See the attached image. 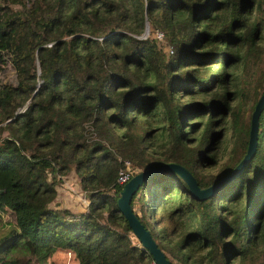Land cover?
<instances>
[{
  "label": "trees",
  "instance_id": "obj_1",
  "mask_svg": "<svg viewBox=\"0 0 264 264\" xmlns=\"http://www.w3.org/2000/svg\"><path fill=\"white\" fill-rule=\"evenodd\" d=\"M6 65L0 254L27 247L6 264H46L57 248L77 264H148L116 208L117 171L174 162L206 187L240 160L264 90V0H0ZM69 171L85 208L52 205ZM130 205L172 264H264V106L254 153L212 195L161 171Z\"/></svg>",
  "mask_w": 264,
  "mask_h": 264
},
{
  "label": "water",
  "instance_id": "obj_2",
  "mask_svg": "<svg viewBox=\"0 0 264 264\" xmlns=\"http://www.w3.org/2000/svg\"><path fill=\"white\" fill-rule=\"evenodd\" d=\"M264 106V90L258 96L250 113L247 145L244 154L233 168L214 183L199 187L194 176L182 165L174 162H164L132 174L119 189L116 198V208L127 222L132 234L136 237L141 247L146 250L156 264H172L150 235L148 229L139 221L130 205V199L137 187L151 174L161 171L177 173L187 184L188 191L194 199H205L212 195L219 187L229 181L249 161L255 151L258 130V116Z\"/></svg>",
  "mask_w": 264,
  "mask_h": 264
},
{
  "label": "rangeland",
  "instance_id": "obj_3",
  "mask_svg": "<svg viewBox=\"0 0 264 264\" xmlns=\"http://www.w3.org/2000/svg\"><path fill=\"white\" fill-rule=\"evenodd\" d=\"M144 35H146V33H144ZM0 73V78L4 80H8L12 77V70L9 65H6ZM4 134L5 131H2L0 136ZM50 177L57 178L59 176H57L52 169L50 171ZM56 189L58 195L52 204L53 206H57L58 208L68 206L74 210L85 208L87 199L83 191L80 189L77 178L72 171H69L59 178V181L56 182ZM9 221H11L10 211L7 208L0 209V248L3 245L2 243L7 240L8 236H6L4 240L1 239L8 232ZM20 250H27V247L21 239L12 245L7 254H0V264H6L5 259L8 255ZM46 264H77V261L71 251L65 248H57L47 257Z\"/></svg>",
  "mask_w": 264,
  "mask_h": 264
},
{
  "label": "built area",
  "instance_id": "obj_4",
  "mask_svg": "<svg viewBox=\"0 0 264 264\" xmlns=\"http://www.w3.org/2000/svg\"><path fill=\"white\" fill-rule=\"evenodd\" d=\"M146 28L143 32L146 33ZM155 36L156 38H161L162 37V33L158 30L155 31ZM168 51L171 52L172 48L169 46L168 47ZM132 174V169H131V165L130 162L128 160H122V165L119 167L118 171H117V175H116V182L120 185H122ZM148 264H156L152 259L148 262Z\"/></svg>",
  "mask_w": 264,
  "mask_h": 264
},
{
  "label": "crops",
  "instance_id": "obj_5",
  "mask_svg": "<svg viewBox=\"0 0 264 264\" xmlns=\"http://www.w3.org/2000/svg\"><path fill=\"white\" fill-rule=\"evenodd\" d=\"M65 207H68V206H65Z\"/></svg>",
  "mask_w": 264,
  "mask_h": 264
}]
</instances>
